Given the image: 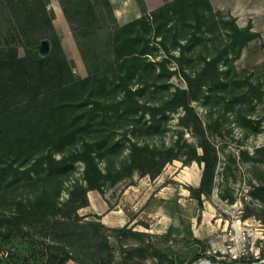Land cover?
Returning <instances> with one entry per match:
<instances>
[{"label":"rangeland","instance_id":"374dc122","mask_svg":"<svg viewBox=\"0 0 264 264\" xmlns=\"http://www.w3.org/2000/svg\"><path fill=\"white\" fill-rule=\"evenodd\" d=\"M43 1H0V264H264V0Z\"/></svg>","mask_w":264,"mask_h":264},{"label":"trees","instance_id":"16d2710c","mask_svg":"<svg viewBox=\"0 0 264 264\" xmlns=\"http://www.w3.org/2000/svg\"><path fill=\"white\" fill-rule=\"evenodd\" d=\"M0 1L8 6L12 17H14L15 20H17V23L19 24H20V20H18L19 17H25L28 14L40 17V13L44 12L46 8L44 7L45 5L43 0H0ZM180 1L182 0L171 1L168 4H166L164 7H160L156 9V19L159 14L168 17L170 8H172L173 4H177ZM33 21L39 23L38 20H33ZM47 23L50 24V20H47ZM39 25L42 26V22ZM65 164H66L65 160L57 161L54 165L49 167L48 174H51L52 172L51 169H54L55 166H63ZM215 263L217 264L218 262H214V264Z\"/></svg>","mask_w":264,"mask_h":264},{"label":"built area","instance_id":"2783aa9c","mask_svg":"<svg viewBox=\"0 0 264 264\" xmlns=\"http://www.w3.org/2000/svg\"><path fill=\"white\" fill-rule=\"evenodd\" d=\"M231 236H230V241H234L237 243V246L240 248V246L246 248L247 245L249 244V237H250V232L248 229L243 226L242 220L239 216H236V218L232 221L231 223ZM233 252V249H231ZM237 257V256H235ZM210 264L209 262H206L203 260L200 264Z\"/></svg>","mask_w":264,"mask_h":264},{"label":"crops","instance_id":"0c3cea01","mask_svg":"<svg viewBox=\"0 0 264 264\" xmlns=\"http://www.w3.org/2000/svg\"><path fill=\"white\" fill-rule=\"evenodd\" d=\"M159 5V4H158Z\"/></svg>","mask_w":264,"mask_h":264}]
</instances>
